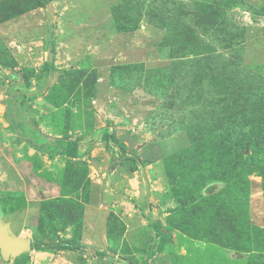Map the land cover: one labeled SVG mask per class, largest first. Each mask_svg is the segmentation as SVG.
Here are the masks:
<instances>
[{"label":"rangeland","instance_id":"rangeland-1","mask_svg":"<svg viewBox=\"0 0 264 264\" xmlns=\"http://www.w3.org/2000/svg\"><path fill=\"white\" fill-rule=\"evenodd\" d=\"M47 1L0 0V217L77 250L13 264H264V0Z\"/></svg>","mask_w":264,"mask_h":264},{"label":"trees","instance_id":"trees-1","mask_svg":"<svg viewBox=\"0 0 264 264\" xmlns=\"http://www.w3.org/2000/svg\"><path fill=\"white\" fill-rule=\"evenodd\" d=\"M38 1L41 2V5H46L48 3L47 0H38ZM210 80L212 82H214L217 86H219V88L222 87L223 89H225L226 85L224 83V80H221L219 77L213 76V75H210ZM228 82L226 81V83H228ZM233 82H234V83H232L233 87L238 88V89L241 87V85L239 83V80L236 79V82L235 81H233ZM228 96L230 98H228V97L224 98L225 101H228V99H232L231 98V96H232L231 93ZM260 99H264V96H262V98H260ZM222 106L223 107L220 108V111H219L220 113H217V112L214 111L211 114H209L208 121L210 123H214L215 126L218 125L217 123H221V119H222L223 123H226L230 119V116L228 115L229 113L224 109L225 105H222ZM219 115L221 116V119H220ZM208 128L211 129V127H208ZM211 130L213 131V130H215V128L211 129ZM101 139L105 143L112 142L116 148H119L118 142H117V140H116V138H115V136L113 134L103 133L101 135ZM65 153H66L67 157H69L71 159H75L77 157V144H76V142L69 141L67 143L66 152ZM157 235H158L157 236V238H158L157 248L159 249L162 245H164L167 242L169 237L166 234H157ZM32 249L40 250V251H54V252H70V251L77 250V248H74L73 246H70V245L52 244V243H48V244L33 243L32 244ZM104 258L105 257H104V255L102 253H97V259L98 260H104Z\"/></svg>","mask_w":264,"mask_h":264},{"label":"water","instance_id":"water-1","mask_svg":"<svg viewBox=\"0 0 264 264\" xmlns=\"http://www.w3.org/2000/svg\"><path fill=\"white\" fill-rule=\"evenodd\" d=\"M32 244L28 239L15 236L10 224L0 217V258L5 264H13L20 256L30 252Z\"/></svg>","mask_w":264,"mask_h":264},{"label":"crops","instance_id":"crops-1","mask_svg":"<svg viewBox=\"0 0 264 264\" xmlns=\"http://www.w3.org/2000/svg\"><path fill=\"white\" fill-rule=\"evenodd\" d=\"M115 147V146H114Z\"/></svg>","mask_w":264,"mask_h":264}]
</instances>
